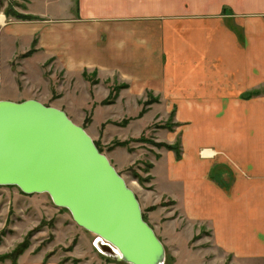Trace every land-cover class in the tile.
I'll return each mask as SVG.
<instances>
[{
  "label": "crops",
  "instance_id": "0c3cea01",
  "mask_svg": "<svg viewBox=\"0 0 264 264\" xmlns=\"http://www.w3.org/2000/svg\"><path fill=\"white\" fill-rule=\"evenodd\" d=\"M34 2L67 9L52 19L31 10ZM18 11L37 18L3 13L0 22V86L25 77L16 101L35 98L70 116L72 108L57 101L84 94L103 104L113 87L124 86L114 103L103 105L108 114L114 110V117L106 116L114 126L87 129L107 145L110 138L149 137L126 129L155 107L161 111L154 119L172 118L170 134L154 132V139L175 149L132 142L133 151L117 146L107 156L130 178L146 221L174 264L196 256L201 264L264 262V0H27ZM41 53L46 58L38 76L59 84L49 95L32 86L26 66ZM148 99L154 101L140 116ZM132 103L136 115L127 118ZM122 120L127 123L119 125ZM9 193L39 203L18 188ZM38 207L52 211L44 203ZM30 251L17 264H61Z\"/></svg>",
  "mask_w": 264,
  "mask_h": 264
},
{
  "label": "water",
  "instance_id": "95a60500",
  "mask_svg": "<svg viewBox=\"0 0 264 264\" xmlns=\"http://www.w3.org/2000/svg\"><path fill=\"white\" fill-rule=\"evenodd\" d=\"M0 185L48 193L96 235L94 246L104 254L129 264H165V246L134 190L88 131L59 107L35 98L0 99Z\"/></svg>",
  "mask_w": 264,
  "mask_h": 264
},
{
  "label": "rangeland",
  "instance_id": "374dc122",
  "mask_svg": "<svg viewBox=\"0 0 264 264\" xmlns=\"http://www.w3.org/2000/svg\"><path fill=\"white\" fill-rule=\"evenodd\" d=\"M26 1L27 0H0V13H4V10H7L9 4L16 10H18V7L25 8ZM66 9L67 8H64L63 6L48 7L45 2H34L33 6H31V10L52 19L64 15L63 13ZM72 12L73 14H77L76 9ZM2 15L3 14H1V16ZM45 58L46 56L42 53L36 54L26 62V66L31 77L30 80L32 81V86L35 88L41 87L43 93L49 95L54 89H59V84H56L55 81H53L52 85L50 84L51 79L47 80L45 78V80H41L38 76L39 65ZM47 67L48 64L45 66V75L49 76ZM17 80V83H15L14 79L4 80V83L0 86V99L16 101L20 93L19 87L22 88L24 86L25 88V77L22 78L19 75L16 81ZM58 80H61V74L59 72ZM59 81L56 82L58 83ZM103 95H105V93L101 92V97ZM62 103L72 108L74 115L71 114L69 117H73L71 119L75 123L83 126L86 130L93 131L94 126H96L100 131H103V128L106 125L110 124L114 126V118H106V116L114 117V110L110 112L111 114H108L109 110L103 107L105 104H96L94 101H89L84 94H80L77 97L66 96L64 102L62 100L57 101V104L59 105ZM136 107L137 105L135 103L127 104L125 116L128 118L136 115ZM157 110H160V108L155 107L153 111L146 114L141 120L133 121L126 129L127 133L133 134H139L141 131H144L149 137L144 135L143 138L146 139L145 141L138 139L127 140L129 143L124 147H128L130 151H133V147L130 146L132 142H145L158 148L165 147L155 144V142H166L157 141L154 137L159 134V132H168L167 134H170V130H173L174 123L171 117L167 120L160 119L159 117L154 119V113ZM118 116H124V114H119ZM97 123L98 125H96ZM126 123L127 121L122 120L121 123L118 124L125 125ZM154 132L158 133L154 135ZM158 138L163 139L164 137L159 136ZM110 139L109 145L102 144L100 139L97 141L94 140L106 155L110 154L115 147L122 146L118 144V142L122 141L114 142V138ZM174 146H176V144ZM134 172L137 173L132 167V173ZM126 179L127 183L130 185V178L127 177ZM16 188L18 187L14 185H0V194L4 193V197L0 199V255L11 252L19 243L29 240V246L25 251L31 249L30 254H33L34 256L41 253L44 255L45 261L54 256L59 259L61 264H129L115 256L109 255V253L103 254L100 252L94 246L96 235L79 226L74 221L71 212L67 208L56 206L48 193L30 194L28 196L29 198H37L39 201L38 205H30V201L24 203V201H17L13 195L10 196L9 192L16 190ZM18 190L23 192L20 188H18ZM40 203L52 207V211L48 210L46 207H38ZM5 208L6 210L4 211ZM40 226L43 227L38 229L33 235H30L31 231ZM85 237L87 241L86 245ZM166 259L168 262L167 264H174V261L170 259L167 252ZM189 264H201V260L196 256L192 258V262ZM226 264H232L231 258L226 261ZM255 264H264V262Z\"/></svg>",
  "mask_w": 264,
  "mask_h": 264
},
{
  "label": "trees",
  "instance_id": "16d2710c",
  "mask_svg": "<svg viewBox=\"0 0 264 264\" xmlns=\"http://www.w3.org/2000/svg\"><path fill=\"white\" fill-rule=\"evenodd\" d=\"M4 13L8 17H15L16 19H22V20H27V19L30 20V19H36L37 18L34 15L25 14V13H22V12L16 10L10 4H9V7L7 8V10L6 11L4 10ZM35 42L36 41H34V45H35ZM34 51H35V48L33 47L32 49H30L28 52H26L24 54V57L31 55ZM121 87H124V86H115V87H113L110 96L103 101V104H112V103H114L115 96L117 95V93H118V91L120 90ZM153 101H154V99H148V100H146L143 103L142 110L139 113L140 116H142L148 110V105L152 104ZM125 121H127V120H125ZM138 140L145 141L146 139L143 138V136H142V137L138 138ZM128 143H129L128 141L118 142V144L119 145H122V146H125ZM155 144H157L158 146H165V147H167V149H175L176 148L174 145H170V144H166V143H161V142H159V143L158 142H155ZM96 145L98 146L97 143H96ZM98 148H99V146H98ZM100 151L102 152L101 149H100ZM150 166H151V164H147V168H149ZM133 175L139 180V182L143 183L144 180H143V178L138 173H135L134 172ZM143 217L146 220L144 213H143ZM42 227L43 226L37 227L36 229H34L33 231L30 232V235H33L36 231H38V229H40ZM28 246H29V240H25V241L19 243L11 252L6 253V254H3V255H0V262H4L7 259H9V260H11L12 264H17L18 263V258L20 257V255L23 254V252L28 248ZM169 257H170V259H172V261H174V258L171 255H169ZM167 263L168 262H167V259H166L165 264H167Z\"/></svg>",
  "mask_w": 264,
  "mask_h": 264
},
{
  "label": "bare ground",
  "instance_id": "6f19581e",
  "mask_svg": "<svg viewBox=\"0 0 264 264\" xmlns=\"http://www.w3.org/2000/svg\"><path fill=\"white\" fill-rule=\"evenodd\" d=\"M0 22H1V23L4 22V16H3V15L1 16ZM100 238H101V237H100ZM100 241L103 242V243H102L103 245H105V243L107 242V241H106L105 239H103V238H101ZM111 246H112L113 250H115L116 252H118V254H121V253L119 252V250H117L113 245H111ZM103 254H104V253H103Z\"/></svg>",
  "mask_w": 264,
  "mask_h": 264
},
{
  "label": "built area",
  "instance_id": "2783aa9c",
  "mask_svg": "<svg viewBox=\"0 0 264 264\" xmlns=\"http://www.w3.org/2000/svg\"><path fill=\"white\" fill-rule=\"evenodd\" d=\"M1 14H3V12H1Z\"/></svg>",
  "mask_w": 264,
  "mask_h": 264
}]
</instances>
